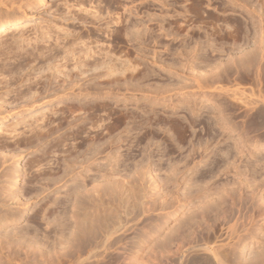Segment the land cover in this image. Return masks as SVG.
<instances>
[{
	"label": "rangeland",
	"instance_id": "rangeland-1",
	"mask_svg": "<svg viewBox=\"0 0 264 264\" xmlns=\"http://www.w3.org/2000/svg\"><path fill=\"white\" fill-rule=\"evenodd\" d=\"M226 1L0 0V21L8 15L23 20L0 32V174H19L16 183H5L0 175V194L30 201L19 219L10 213L20 209L0 211V240L3 251L11 255V264H214L196 247L202 243L216 248L226 264H260L264 259V127L256 130L254 123L245 124L243 111L257 95L264 97V85L248 71L237 72L234 61L255 47L264 57V29L245 8L233 7L234 13H226L224 9L229 10L231 4ZM238 1L264 18V0ZM134 8L138 15L133 17L129 12ZM118 14L125 25L138 20L139 29H146L138 37L131 27L119 33ZM243 18L254 22L248 23L245 38L243 30L233 32L236 22L244 28ZM177 25L184 30L179 31ZM72 47L84 52L78 53L80 60L90 51L93 58L88 63L91 68L97 65L95 70L87 68L75 85L67 71L86 67L79 63L73 68L77 58L69 56ZM60 55L64 60L68 55L69 62ZM22 60L31 66L23 67L24 72L19 69ZM101 62L112 67L108 77ZM123 66L128 71L120 79L114 70ZM36 76L46 83L43 87V83L34 85ZM28 84L31 91L26 89ZM80 105L86 111L72 114L78 117L76 125L71 116L61 120L66 107ZM119 111L143 116L116 129ZM183 118L189 124L180 137L177 124ZM59 122L62 126L55 130ZM224 122L232 129H226ZM45 127L52 128L50 137H43ZM103 127L113 131L111 148L106 155L90 159L94 162L89 164L91 169L86 167L88 160L82 166L76 163L80 168H75L74 176H78L75 182H86L83 200L89 195L87 190L99 187L97 191L111 208L107 220L119 231L110 238L108 255L90 258L89 263V255L79 254L78 247L99 239L82 243L73 233V197L66 191L74 177L59 175L70 165L67 160L76 167L73 149L87 138L86 132L93 131V136ZM119 137L123 142H117ZM82 147L79 161L89 156L84 157ZM72 150L69 157L66 152ZM34 160H41V166ZM58 162L61 171L54 176ZM37 169L51 180L54 176L56 184L49 181L48 189L45 181L40 182L48 190L35 199L41 186L30 181ZM102 169L114 184H134L133 199L125 208H119L110 196L107 199L100 189ZM7 183L9 192L3 188ZM2 213L12 219L3 223ZM18 239H25L26 247L6 244L13 241L15 246Z\"/></svg>",
	"mask_w": 264,
	"mask_h": 264
},
{
	"label": "bare ground",
	"instance_id": "bare-ground-1",
	"mask_svg": "<svg viewBox=\"0 0 264 264\" xmlns=\"http://www.w3.org/2000/svg\"><path fill=\"white\" fill-rule=\"evenodd\" d=\"M28 1V0H27ZM33 1H35V0H33ZM135 2V0H132V3H134ZM240 1H238V0H228V1H226V4L227 3H231V4H229V6H230V8H229V10H226V8L224 9L225 10V12L226 13H234V9H233V7H239V8H245L244 9V12H246L248 15H249V17H251V18H253V17H257L258 18V21H256L258 24H261V26H260V28H261V31H262V29H264V18L262 17V15H259V14H257V12H255V10H254V8L253 7H250V6H247L246 4L245 5H242L241 3H239ZM225 3V2H224ZM2 4V3H1ZM23 5V4H22ZM24 5H25V3H24ZM227 6V5H226ZM228 6V7H229ZM225 7V6H224ZM137 8H134L133 9V12L132 11H130L129 13L131 14V15H133V17L134 16H137L138 14H137V10H136ZM196 9V8H195ZM194 9V10H195ZM129 10V9H128ZM132 10V9H131ZM196 11H197V9H196ZM192 12H194V11H192ZM224 13V12H223ZM248 17V16H247ZM2 19H4V20H2V21H0V32L1 31H3V30H5V29H8L9 27H16V26H18L23 20H22V18H21V16H7V17H4V18H2ZM116 24H118V26L119 27H117L118 29V32L119 33H121L124 29L125 30H127V29H129V27H131L132 28V30H134L133 32H134V34L135 35H137V37L139 36V35H141V33L142 32H144L143 30H144V28L146 27V26H142L143 27V30H142V28L141 29H139V23H141V22H139L138 23V20H137V22H134V23H129L128 25H125L124 24V22H126L125 21V19L122 17V16H120L119 17V14H118V17H116ZM178 22V21H177ZM191 22V21H190ZM127 23V22H126ZM243 23H244V28H241V26L236 22V24H235V26H233V32H235V34H238L239 32H240V30H243L242 32H243V38H245L246 37V34H247V32H248V28H249V26H247L248 25V23L251 25V23L250 22H247V20H246V18H243ZM176 24V23H175ZM252 24H254V22L252 23ZM141 25H143V24H141ZM178 26V25H177ZM161 27V26H160ZM184 27H179L178 26V30L180 31V30H184L183 29ZM146 29V28H145ZM162 30V29H161ZM179 31H177V32H179ZM146 32H147V30H146ZM181 35H183V34H181ZM177 37V36H176ZM262 37L260 36V39H261ZM77 39V38H76ZM76 39H74V41L76 40ZM257 41H255L254 42V44L256 43ZM60 43V42H59ZM55 44V43H54ZM56 45V44H55ZM54 45V46H55ZM59 45V44H58ZM51 48V47H50ZM70 48V47H69ZM57 49V48H56ZM64 49V48H63ZM71 49H73L69 54V56H71V57H73V60H74V57L75 58H77L78 57V53L80 52V53H82V55H83V53L84 52H82V50H79V51H74V48L72 47ZM65 50V49H64ZM53 51V50H52ZM51 51V52H52ZM62 51V50H61ZM69 51V50H68ZM56 52V51H55ZM59 52V51H58ZM57 52V54H59ZM47 53V52H46ZM65 53V52H64ZM95 53V52H94ZM8 54L9 53H7V56H8ZM56 54V53H55ZM54 54V57H56L57 56V54L55 55ZM61 54V53H60ZM33 54H31V56H32ZM43 55V54H42ZM17 56V55H16ZM35 55H33L31 58H33ZM52 56V55H51ZM50 56V57H51ZM61 56V55H60ZM59 56V57H60ZM69 56L67 55V57L69 58ZM9 57V56H8ZM19 57V56H18ZM21 57L22 56H20L18 59L20 60L21 59ZM30 57V56H29ZM49 57V58H50ZM58 57V56H57ZM56 57V58H57ZM62 57V56H61ZM67 57H65L66 59H67ZM70 57V58H71ZM35 58H37V57H35ZM34 58V59H35ZM40 58H43L42 56H40ZM40 58H38V60L40 59ZM53 58V57H52ZM55 58V59H56ZM63 58V57H62ZM84 59V61L81 59H79V58H77V60L75 59L74 61H75V64H74V67L73 68H75V69H77V67H78V64L80 63H82L81 64V66H83V68L84 67H86V69H84V71L83 70H81V69H79L78 68V71H76L75 73H71V70H69V72L67 71V76H69L68 78H69V80L70 81H73V83H74V81L76 82V80H77V82H78V80L80 79V78H82V77H80L79 78V76L80 75H82L84 72H86L87 73V71H85V70H95L96 69V67H97V65H94V67L93 68H91L92 67V65L91 64H89L88 63V59L89 58H93V55H92V53L90 52V51H88V53H87V56H85V57H83ZM61 59V58H60ZM64 60V58H63V60L62 61H66V63H67V61L68 60ZM78 59H79V62H78ZM53 60V59H52ZM24 63H23V66H21V64L19 65L20 67H19V69L21 70V68H25L26 66H29V67H31L30 65H29V63H27V62H25V60H22ZM31 61H32V59H31ZM30 61V62H31ZM43 61H44V59H43ZM82 61V62H81ZM33 62V61H32ZM35 62V61H34ZM33 62V63H34ZM48 62H49V60H48ZM51 62V61H50ZM69 62V61H68ZM36 63V62H35ZM39 63H41V61L39 62ZM109 62H107V63H104V62H101V63H99L100 65H103V67H105L106 68V70H107V73L105 74L106 76L109 74V71H110V69L112 68L111 66H109V64H108ZM31 64V63H30ZM42 64V63H41ZM98 64V63H97ZM234 66H235V68H237V72H238V69H240V70H244V71H248V72H250V74L253 76V79L257 82V83H259V84H262V85H264V57L263 56H261L260 55V50H257V47H255V48H253V49H251V50H248V51H245V53H244V55L241 57V58H239V59H237V61H234ZM66 65V64H65ZM220 65V64H219ZM222 65V64H221ZM39 66V65H38ZM42 66V65H41ZM218 66V65H217ZM216 66V67H217ZM44 67V66H43ZM47 67H50L49 65L47 66ZM46 67V68H47ZM124 67V66H123ZM121 67V68H117L116 70H114L115 71V73L116 74H118V76L120 75V76H124V72L125 71H128L127 69H126V67ZM24 68H23V70H21L22 72H24ZM28 68V67H27ZM42 68V67H41ZM41 68H40V73H41ZM82 68V69H83ZM87 68H89V69H87ZM218 68V67H217ZM35 69H37V67L35 68ZM43 69V68H42ZM128 69H130L129 67H128ZM18 70V69H17ZM47 70V69H46ZM20 71V72H21ZM38 71V70H37ZM36 71V72H37ZM48 71H49V69H48ZM73 71V70H72ZM82 71V72H81ZM51 72V71H50ZM110 72H112V71H110ZM48 73V72H47ZM69 73H71V74H73V76L72 75H70ZM39 74V73H38ZM63 74V73H62ZM61 74V75H62ZM69 74V75H68ZM222 73H220V75H221ZM22 75H23V73H22ZM65 75V74H64ZM85 75V74H84ZM218 75V74H217ZM217 75H215V79H216V76ZM19 76H20V74H19ZM43 76V75H42ZM46 76V75H45ZM66 76V77H67ZM119 76V77H120ZM25 77V76H24ZM37 77V76H36ZM35 77V78H36ZM51 77H53V76H51ZM86 77V76H85ZM108 77V76H107ZM227 77V76H226ZM21 78H22V76H21ZM38 78V80H39V82H35V84L34 85H37V86H39V84H42V86H40V87H43V85H45L46 83L45 82H41L40 81V77L38 76L37 77ZM79 78V79H78ZM218 79L220 78V76L219 77H217ZM10 79H12V78H10ZM23 79V78H22ZM56 79H59V78H56ZM64 79V78H63ZM120 79H121V77H120ZM217 79V80H218ZM16 80H18V79H16ZM33 80H34V78H33ZM42 80V79H41ZM48 80V79H47ZM46 80V81H47ZM66 80V79H65ZM65 80H62V82L64 83V86H66V84H65ZM68 80V81H69ZM83 80V79H82ZM4 81V80H3ZM2 81V82H3ZM28 81V80H27ZM44 81V80H43ZM17 82V81H16ZM34 82V81H33ZM59 82V81H58ZM61 82V81H60ZM59 82V83H60ZM4 83H5V81H4ZM47 83H49V82H47ZM52 83V82H51ZM55 83V82H54ZM53 83V84H54ZM58 83V84H59ZM9 84V83H8ZM60 84H62V83H60ZM59 84V85H60ZM78 84V83H77ZM76 84V85H77ZM5 85H7V84H5ZM33 85V86H34ZM56 85V84H55ZM54 85V86H55ZM67 85H69L68 84V82H67ZM74 85H75V83H74ZM25 86V85H24ZM30 84H28V88H26V89H28V90H32V89H30ZM53 86V85H52ZM72 86V85H71ZM70 86V87H71ZM59 87V86H58ZM62 87V86H61ZM70 87H68V88H70ZM75 87V86H74ZM221 87V86H220ZM31 88H32V86H31ZM36 88V87H35ZM37 89H38V87H37ZM44 90H47V89H45V87L43 88ZM60 89V88H59ZM76 89H78V88H76ZM219 89H221V88H219ZM223 89V88H222ZM28 90H26V91H28ZM61 90V89H60ZM66 90V89H65ZM69 90V89H68ZM72 90V89H71ZM25 91V92H26ZM59 91V90H58ZM24 92V91H23ZM41 92V91H40ZM43 92V91H42ZM63 92V91H62ZM69 92V91H68ZM73 92V91H72ZM112 92V91H111ZM28 93V92H27ZM29 93H31V92H29ZM45 93V92H44ZM57 93V90H56V92H55V94ZM70 93V92H69ZM107 93V92H106ZM25 94V93H24ZM59 94V93H58ZM67 94V93H66ZM107 94H109V93H107ZM27 95V94H26ZM39 95H40V93H39ZM41 96V95H40ZM43 96V95H42ZM65 96V95H64ZM32 97V96H31ZM46 97V96H45ZM33 98V97H32ZM27 99V98H26ZM68 99V98H67ZM36 101V100H35ZM34 103V102H33ZM36 103H37V101H36ZM82 106H84V105H80L78 108H76V106H68V107H66V116L65 117H62V119L61 120H66V118L68 117H72V114H74V113H76V112H80V111H86L85 110V108H83ZM63 109V108H62ZM60 110V109H59ZM1 112V111H0ZM56 112L58 113V111L56 110ZM63 112V113H64ZM55 113V112H54ZM53 113V114H54ZM56 113V114H57ZM65 113H64V115H65ZM117 113V112H116ZM119 114H118V116L116 117V119H115V123H116V125H115V128L116 129H118L119 127L121 128V126H128L129 124H131V123H134L135 122V120L137 119V118H141L143 115H141L140 114V116H139V114H135L134 115V113H130V116L127 114V113H122V112H118ZM141 113L142 114H146L145 112H144V109H141ZM63 115V114H62ZM76 115V114H75ZM154 115V114H153ZM157 116V115H156ZM74 117V118H73ZM71 119H74L73 120V122L75 121L76 122V120L77 121H79L78 119H76V117L75 116H73ZM168 117V116H167ZM243 117L245 118V124H247L248 122H250V124L249 125H252V123H254V126H256V127H258V128H256V130H258V129H260V128H262V127H264V97L262 96V95H257L256 96V99L255 100H253L252 101V103L250 104V105H246V108H245V110L243 111ZM78 118V117H77ZM70 119V120H71ZM128 120V121H127ZM184 122H179L178 124H177V133L179 134V136L180 137H183V136H185V134H186V132H187V126H188V124L186 123L188 120H187V118L186 119H182ZM48 121V120H47ZM53 121V120H52ZM222 121H226L225 119L224 120H222ZM243 121V122H244ZM51 122V121H50ZM49 122V123H50ZM55 122V121H54ZM58 122V121H57ZM72 122V121H71ZM74 122V124L76 125V123ZM48 123V122H47ZM46 123V124H47ZM71 124H73V123H71ZM52 125H53V122H52ZM57 126H56V128H55V130H59V128L62 126V123L61 122H59L58 124H56ZM248 125V124H247ZM248 125V126H249ZM51 126V125H50ZM50 126H48V127H50ZM78 126V125H77ZM224 126L225 127H227L226 129H229V130H231L232 128H230V126L228 125V124H226V122H224ZM37 127H39V126H37ZM52 127V126H51ZM81 127V126H80ZM79 127V128H80ZM172 127H173V124H172ZM250 127V126H249ZM2 128V124L0 123V129ZM40 128V127H39ZM42 128V127H41ZM47 127H45V129H46ZM82 128V127H81ZM83 128H84V126H83ZM94 128V127H93ZM38 129V128H37ZM44 129V128H43ZM109 129V128H108ZM106 127H103V129H100L99 131H94V135L93 136H90V133H92L90 130L89 131H87L86 133L88 134V136H87V138L86 137H82L81 136V138H83L82 140H80V142L78 143V145L76 146L77 147V149L75 150V149H73L74 150V152H75V154H76V156H75V154L73 155V150H72V153H70V152H66V154H68V156L69 157H71L72 155H73V157H71L72 158V162H74V165H76V163H83V162H88V161H90V159L91 160H94L93 158L96 156H98V155H102V154H105V153H107L106 151H108L107 149H109V148H111V146H110V134L111 133H113V131H111V133H110V130H108ZM40 131H41V129H39ZM54 130V129H53ZM79 130V129H78ZM39 131V132H40ZM47 131V132H46ZM46 131L44 132V135H43V137H50V133L51 132H53L52 131V128L51 129H49L48 130V128L46 129ZM85 131V130H84ZM30 132H33V130H31ZM80 132H82L81 130L79 131V132H77L78 134L80 133ZM174 133V132H173ZM45 134H47V135H45ZM175 134V133H174ZM36 135H38V134H36ZM53 135V134H52ZM241 135L243 136V137H246L247 136V132L245 133V135H244V133L243 132H241ZM72 136V135H71ZM36 137V136H35ZM39 137V136H38ZM43 137H41L40 136V138H42L43 139ZM80 138V137H79ZM35 139V138H34ZM89 140V141H88ZM87 141V142H86ZM97 141V142H96ZM117 142H123V140H122V138H117ZM98 143H100V147H96V145L98 144ZM64 144V143H63ZM38 145V144H37ZM74 145V144H73ZM72 145V146H73ZM85 145V148L83 149V155H84V157H85V155H89L88 157H85L86 159H84V161H82L83 159H81V161H79L78 160V158H79V154H81L82 152L80 151V149L79 148H83L82 146H84ZM75 146V145H74ZM73 148V147H72ZM75 148V147H74ZM99 148V149H98ZM44 150V149H43ZM52 150V149H51ZM46 151V150H45ZM68 151H69V149H68ZM43 152V151H42ZM41 152V153H42ZM50 152V151H49ZM57 152V151H56ZM63 152V151H62ZM16 153V152H15ZM65 153V152H64ZM17 155L19 154L18 153V151H17V153H16ZM44 154V153H43ZM11 155H13L14 156V154L12 153ZM106 155V154H105ZM104 155V156H105ZM47 156V155H46ZM66 159L68 158L67 157V155L66 156H64ZM82 157V156H81ZM107 157V156H106ZM13 158V157H12ZM39 158H40V156H39ZM41 158H42V156H41ZM65 158L64 159H62L63 161L65 160ZM68 159H70V158H68ZM17 160V159H16ZM79 162H78V161ZM88 160V161H87ZM40 162H41V160H39ZM66 161V160H65ZM40 162L38 163H35V160H34V163L36 164V166L37 167H39V166H41L40 165ZM68 162H70V163H68ZM91 162V161H90ZM88 163V165L86 166V167H90V169H91V167L93 166L92 165V163H94V162H91V163ZM16 163V162H15ZM29 163V162H28ZM33 163V162H32ZM43 163V162H42ZM59 163V162H58ZM58 163H57V171L54 173V176L55 175H58V173L61 171V168H60V163H59V165H58ZM70 164L69 166H67V165H65V164ZM66 163L64 164L65 166H66V168H64L63 170H62V173L64 174V175H59V176H62V177H67V176H71V177H74L73 178V180H72V187L70 186L69 188H68V191H66V193L68 192V196H72L73 197V206H72V208H74L73 209V215H74V225H75V227H74V234L78 237V239H80L81 241H82V243L83 242H86L87 241V239H88V241L90 240V238H91V240L93 239V240H95L94 238H96V239H99L98 240V242H96V243H87V245L88 246H81V245H79V249H78V252H79V254H87V255H89L87 258L89 259H87L86 258V260H88L89 261V263L91 262L90 261V258H97V257H105L106 255H108V252H109V250H110V238L114 235V234H116V233H118V231H119V229H117L116 227H114V226H112L109 222L110 221H108L109 219H108V215L107 214H109V212H111V208L109 207V205L106 203V199L104 200L102 197H101V195H100V193L97 191V189L99 188H97L96 189V187H95V185L92 187V188H90V190H87V192L89 193V195H87V197H86V200H83L82 198H81V192L83 191V189L85 188V183H84V181H83V183L81 184V183H77V182H75L77 179V177L78 176H74L77 172V170L79 171V168H80V166H77L76 165V167L74 166V167H71V161H69V160H67L66 161ZM31 164V163H30ZM30 164H29V166H30ZM34 164V165H35ZM54 164V163H53ZM73 164V163H72ZM87 164V163H86ZM89 164H91L92 166H89ZM18 165V164H17ZM47 165V164H46ZM81 165V164H80ZM95 165V164H94ZM62 166V165H61ZM82 166V165H81ZM33 167V166H32ZM70 167L71 168H74V169H71L70 170ZM78 167V168H77ZM84 167V166H83ZM15 168V167H14ZM75 168H77V170L75 171ZM106 168V167H105ZM13 169V168H12ZM11 169V170H12ZM36 169V168H35ZM40 169V168H39ZM37 169L39 172V174L37 173L36 175L34 174V176H32L31 177V179H32V181H30V183L32 182V184L34 183V184H40V182L42 183L43 181H45V184H46V188L48 187L47 186V184L49 183V181H52L54 178V176L52 177V180L50 179V178H48L47 177V175L48 174H46V175H43L42 173H40V170L42 169ZM55 169V168H54ZM84 169V168H83ZM88 168H86V170H87ZM104 169V168H103ZM102 169V183L103 184H100V185H102V187L100 186V189L104 192V194H105V196L106 195H108V196H106L107 197V199H108V197L110 196V198L109 199H111V200H113V201H115L116 203H118V205H119V208H125L128 204H129V201H130V199H133V191H134V189H135V186H134V184H129V185H126V184H124V183H120V184H114V183H112V182H110L108 179H109V177H108V179H107V174H106V172L105 173H103V171L104 170H106V169H104L103 170ZM14 170V169H13ZM85 170V169H84ZM85 170V171H86ZM17 171V170H16ZM18 171H19V169H18ZM17 171V172H18ZM42 171V170H41ZM87 171H89V170H87ZM108 171V170H107ZM111 171V170H110ZM4 172V171H3ZM16 172V173H17ZM20 172V171H19ZM44 172V171H43ZM50 172V171H49ZM89 172H91V171H89ZM109 172V171H108ZM27 173V172H26ZM21 174V173H20ZM24 174V173H23ZM79 174V173H78ZM236 174V173H235ZM1 175V177H2V179H4L3 181H5V183L6 182H15L16 183V180L18 179V177H19V174H15L14 173V171L13 172H10V173H8L7 171L6 172H4L3 174H0ZM25 175V174H24ZM28 175H29V173H28ZM110 175V174H109ZM237 175V174H236ZM23 176V175H22ZM81 176V175H80ZM34 177V178H33ZM49 177H50V175H49ZM58 177V176H57ZM61 177V178H62ZM70 177V178H71ZM101 177V176H100ZM56 178V177H55ZM59 178V177H58ZM23 179V178H22ZM25 179V178H24ZM29 179V178H28ZM30 179V180H31ZM63 179V178H62ZM55 180V179H54ZM54 180H53V182H54ZM59 180H60V178H59ZM95 180V179H94ZM94 180H92V181H94ZM2 181V182H3ZM21 181V180H20ZM19 181V182H20ZM23 181V180H22ZM25 181V180H24ZM48 181V182H47ZM62 181V180H61ZM60 181V182H61ZM86 181V180H85ZM242 181V180H241ZM52 182V183H53ZM56 182V181H55ZM54 182V183H55ZM59 182V181H58ZM59 182V183H60ZM14 183V184H15ZM24 183V182H23ZM26 183V185H27V182H25ZM24 183V184H25ZM100 183V182H99ZM8 184V183H7ZM33 184V185H34ZM38 184V185H39ZM43 184H44V182H43ZM50 184V183H49ZM48 184V185H49ZM56 184V183H55ZM54 184V185H55ZM71 184V183H70ZM4 185V184H3ZM9 185V184H8ZM13 185V184H12ZM37 185V186H38ZM97 185V184H96ZM0 186L2 187V185L0 184ZM40 186H41V184H40ZM69 186V185H68ZM238 186H241V188H242V186H243V183H241V185H238ZM0 187V188H1ZM52 187V186H51ZM64 187H66L67 188V186H64ZM4 189H6V191H10V189H11V187H10V185L9 186H4L3 187ZM22 188V187H21ZM25 188V187H24ZM50 188V186L48 187V189ZM240 188V187H239ZM238 188V189H239ZM3 189V190H4ZM26 189V188H25ZM48 189H44V187H40V190H39V192H35L36 194H34L33 196L35 197V199H36V197H39L40 195H43V193L45 192V191H47ZM51 189V188H50ZM3 190H1L2 192H3ZM28 190V189H27ZM18 192V191H17ZM20 192H21V190H20ZM27 192V191H26ZM102 192V193H103ZM16 193V192H15ZM22 193H23V191H22ZM25 193V192H24ZM3 194V195H2ZM2 194H0V195H2V196H0V211L2 210V212H5L6 210H9V211H13V210H15V209H20V212H15L14 211V213L12 214V213H10L9 215L13 218L14 217V220L15 219H19L20 218V216L19 215H21V210H24V208L25 207H27V205L29 204V197L28 198H26L25 199V197H24V199H23V197H22V199H14V197H13V195H11V193H9L10 195H7V193L5 192V194L7 195V196H4L5 194L4 193H2ZM19 194V193H18ZM24 195V194H23ZM16 196V195H15ZM32 196V195H31ZM30 196V198L32 199L33 197H31ZM104 196V195H103ZM45 197V196H44ZM17 198V197H16ZM42 200V199H41ZM110 200V201H111ZM224 200V199H223ZM107 202H108V200H107ZM54 203V202H53ZM41 206V205H40ZM113 207V206H112ZM115 209V208H114ZM4 210V211H3ZM112 211H114L113 209H112ZM7 213V212H6ZM3 214V213H2ZM4 215V219H2V222H3V220H4V222L3 223H8L11 219H9V215L8 214H3ZM9 217H8V216ZM263 216H264V214H263ZM0 217H2V215L0 214ZM3 218V217H2ZM47 218V217H46ZM108 219V220H107ZM1 223V222H0ZM33 240H35V239H33ZM86 243H84V244H86ZM3 243L1 242V240H0V264H11V262H12V260H11V255L9 254V253H7L6 254V252L5 251H3V245H2ZM6 244H8V246L9 247H16L17 249H21L22 247H26V245H27V242H26V240L25 239H23V241L21 240V239H18V241H16V243H15V246H14V242L12 241V242H6ZM28 246H30V248H32V246L31 245H29L28 244ZM81 246V247H80ZM197 248H199V250H201L203 253H204V255L206 256V260L207 261H212L213 260V262H214V264H226L225 262H223L221 259H220V254L218 253V250L216 249V248H212V247H210V246H208L207 244H197V246H196ZM19 253V251H15V255L16 254H18ZM26 256H28L27 255V252H24V258L26 257ZM5 258V260H1L2 258ZM23 260V259H22ZM25 260V259H24ZM22 262H25V261H22ZM101 262H103V261H101ZM92 263V262H91ZM90 263V264H91ZM106 263V262H105ZM104 263V264H105ZM88 264V263H87ZM260 264H264V259H262L261 261H260Z\"/></svg>",
	"mask_w": 264,
	"mask_h": 264
}]
</instances>
